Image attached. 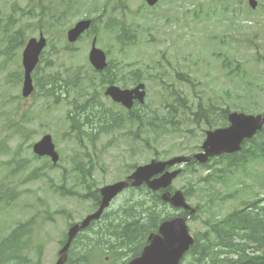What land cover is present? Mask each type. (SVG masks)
Listing matches in <instances>:
<instances>
[{
	"label": "rangeland",
	"instance_id": "rangeland-1",
	"mask_svg": "<svg viewBox=\"0 0 264 264\" xmlns=\"http://www.w3.org/2000/svg\"><path fill=\"white\" fill-rule=\"evenodd\" d=\"M27 1L0 0V16L3 18L4 15L8 14L11 5L14 3L25 6ZM100 1L106 2L107 0ZM117 1L109 2L115 5ZM122 2L129 9L128 21L137 25L141 33L136 46L126 51V54H131L129 59L126 60L124 57L121 60L126 65L125 70L141 69L143 81H146L148 89L146 91V104L156 106L157 114L162 116L166 111L162 104L163 101L167 100L171 104V101L174 100V96L171 94L173 89L181 92V95L186 99L188 110L178 107L177 116L173 119L176 121L175 124L160 123L156 135H141L142 138H147L149 148L144 145L142 140L133 143L134 157H130L126 141L124 143L119 141V148L110 149L101 158L102 163L106 166L105 172L98 169L93 175L99 187L111 183V180L120 176L116 169L122 164V161L129 165L134 163L142 165L154 159V149L159 152L157 156L159 160L195 152L203 140V131L207 129L206 126L202 125L197 127L192 122L191 112L196 110L199 103L204 109L212 108L213 111L216 106L228 107L234 112L242 109L246 114L251 115L260 114L264 111V60H262L264 58V18L259 16L257 11L250 13L249 19L245 21L241 19L229 22L223 16L220 17L218 12L216 17L211 11L204 13V10H210L208 5L212 4V0H161L154 9L145 10L147 14L137 17L135 11L141 5L140 1L122 0ZM200 5H205L204 9ZM200 9L203 10L202 13H200ZM151 39L152 42L148 43L147 41ZM85 46V42L80 44V53L85 52ZM103 47L110 49L111 60L117 58L116 44L111 36H104ZM217 54H221L223 58H229L232 68L239 63L240 70L245 73L241 72L240 76L228 74V71L221 66L222 61L215 56ZM15 57L18 59L16 51ZM80 58L82 59V57ZM81 59L79 60L81 61ZM45 72L50 74L55 70L51 69ZM177 72L189 75L193 84L189 85L178 81L175 77ZM150 73L155 76L158 82L149 77ZM241 76L243 77L241 78ZM3 80V74H0V113L2 111L5 113L12 109V106H16V103L11 105L10 97H15L16 94L20 95L21 92V85L17 89L7 88ZM33 98L32 100L30 98L28 102L20 101L22 110L27 111L30 116L32 114L29 112L37 113L41 105L40 98L37 96ZM104 103L105 106L110 107L106 101ZM68 109L67 104H61L51 111L53 112L52 118L58 115L56 118L58 122V118H62ZM44 113L48 117L52 114L50 112ZM24 114L18 117L19 127L16 134L18 137L19 135L24 137L26 131L31 130L33 133L31 136L34 138L32 141H34L40 136H36L37 123L28 124L23 119L22 124ZM218 120L219 117L214 116V123L212 124L214 127L219 125ZM57 122L55 123L57 124ZM49 126L54 127V125ZM61 126L64 128L67 124L61 123ZM45 131L52 133L51 128ZM111 134L119 135L116 132ZM3 135V130L0 128V136ZM52 137L57 142V148L61 152L63 166L69 168L68 161L73 156L74 150L77 149V143L72 139H62V135H52ZM19 142V139H14L8 146L14 149ZM106 142L107 137H103L101 143L97 144L96 149L99 157H101V153L98 148H101V145ZM23 148L25 149L26 145ZM86 148L90 157L95 158L91 146L87 144ZM29 153L30 150L26 148L24 152L22 151V157L30 158ZM7 159H9L8 155L3 157V160ZM34 163L39 166L38 162ZM251 169L260 175L264 171V164L262 165V162L254 163ZM30 171L31 168L27 167L16 178L19 182L18 190L30 192L23 194L11 207L3 208L4 210L0 211V233L6 232L9 226H12V218L18 216L23 218L25 217L23 212H30L23 210V205L27 203L33 205L35 212L47 209L53 213L65 208L70 212L72 221H79L87 214L89 207L87 201L79 202L71 198H61L47 189L46 180L40 179L23 183V179L29 175ZM46 171L49 178L54 181V185L61 183V173H63L61 169ZM199 173L204 175L206 172L199 170L194 175L186 174L173 182L175 189L184 188V186H188V183L197 188V193L188 200V203L192 207L200 204L202 211L197 220L188 222L191 234L204 230L205 227L202 222L212 214V211L216 212L217 217H222L238 206L237 200H222L224 196L234 192L233 183L232 186L229 183L217 186L216 183L218 182H214L211 188L205 190L204 185L198 181L197 175ZM72 185L73 182L68 181L67 186ZM255 190L258 191L257 187ZM259 193L264 195L262 190ZM36 197L44 200L42 206H39ZM14 213L16 214L13 215ZM52 217L53 221H46L45 224L37 227V239L44 244L43 264L55 263L59 249L58 241L62 238L66 224H68L63 216L54 214Z\"/></svg>",
	"mask_w": 264,
	"mask_h": 264
},
{
	"label": "trees",
	"instance_id": "trees-1",
	"mask_svg": "<svg viewBox=\"0 0 264 264\" xmlns=\"http://www.w3.org/2000/svg\"><path fill=\"white\" fill-rule=\"evenodd\" d=\"M176 75L180 76V73H177ZM183 81L190 83V80L184 76ZM172 94L174 96L175 103L186 108L185 98L181 97L180 93L176 90H173ZM169 113L172 114L170 111ZM202 115L203 112L201 111V108L198 107V112L194 115V122L198 123ZM39 173L42 175V171ZM34 178H38V175H34ZM59 189L63 190L64 185ZM61 193L66 194L64 191ZM87 196L94 205H97L99 198L97 190H95V192H90ZM87 196L84 197L82 195L78 198L83 199L87 198ZM247 210L239 211L236 209L220 221L211 220L206 222V226L208 227L207 231L197 237L195 246L192 248V263L193 261L195 263H202L204 256L210 253L215 255V252L213 251L215 250L214 244L232 243V237L238 233L237 230H240L241 227H245L246 232H249L247 236L250 237V243L252 245L255 247L257 246V248L264 247V208H258L257 203H253L251 211ZM258 210L260 211L258 214L254 213ZM109 218L110 217L107 215H104L102 220L96 224L99 225L96 236L90 239L87 238L85 240L86 242L83 241V243H80L84 247L89 248V250H80L79 247H77V249L75 246L72 247L67 264H89L91 263L90 261L92 256L96 255V252L103 248L108 250L109 254H115V251L112 249L115 245L121 243L125 244L124 248H122L124 252L120 254L117 253V255L125 256L130 251L132 255H137L143 247L149 231L154 230L157 225V222H131L132 219L127 216V218L123 221V224H119L118 227H116L113 226V221ZM32 223V219L20 222L19 225L12 230L11 234L2 239L0 242V264H40L39 262L33 263L23 254L24 247L28 244V240H25V237H27L30 232H33V228L31 226ZM74 244L77 245L78 242L75 241ZM241 253L243 256H241ZM238 256L240 257L239 261L227 262L229 264H264L259 257L250 258V256L246 254V249H240ZM213 260L217 261L216 256H214ZM211 263L217 264L213 261ZM220 263L227 264L224 263L223 260Z\"/></svg>",
	"mask_w": 264,
	"mask_h": 264
},
{
	"label": "water",
	"instance_id": "water-1",
	"mask_svg": "<svg viewBox=\"0 0 264 264\" xmlns=\"http://www.w3.org/2000/svg\"><path fill=\"white\" fill-rule=\"evenodd\" d=\"M149 4H154L157 0H147ZM83 30V26H77L75 30L70 32V39L74 40L77 35ZM41 49L40 45H35L32 42L29 44L27 50L24 53V66H25V81H24V96H27L31 91V80L29 73L37 59V55ZM102 58L99 57L96 59V63H101ZM136 91H124L121 92L115 88H111L109 93L115 101L122 102L124 105L130 107L133 94ZM143 94H140V98H142ZM135 96V98H138ZM231 126L225 130H218L214 133L208 134V139L204 144L205 154H201L196 156L195 158L198 161L203 162L206 160L208 156H212L215 154H219L220 152H231L238 150V146L240 142L244 138L251 137L257 130L260 129L261 125L264 122V116L257 117H247L243 115L233 114L230 116ZM35 151L41 155H51L52 154V146L50 145V139L46 138L45 142L37 145L35 147ZM187 159H176L174 161H170L166 164H172L175 161H184ZM166 164L160 163H152L150 166L145 167L144 169L138 170L133 178L135 182L145 181L161 172ZM177 173L168 175L164 178V181H157L153 183H149V186L152 189H158L160 187H166L170 184L171 179L176 176ZM120 190L118 186L111 188H105L101 191L102 194V203L100 209L97 213L92 216L87 217L81 224L74 225L70 228L68 232V241L63 249L59 253V260L56 264H64L66 260V252L69 248L71 241L75 238L76 234L86 228L90 221L96 220L101 215L103 209L108 205L110 200L116 195V193ZM165 200L170 201L175 206H183L184 208H188L184 204L183 197L180 193H176L172 200H169L167 196L164 197ZM194 211L191 210L190 213ZM161 234L163 236V241H159L158 247L155 248L154 242L152 246L147 248L142 258L134 261L132 264H177L180 257L188 250L189 246L193 243L192 238L188 235L187 229L185 227V219H179L173 221L169 224L164 225L161 228ZM156 239V238H155Z\"/></svg>",
	"mask_w": 264,
	"mask_h": 264
},
{
	"label": "flooded vegetation",
	"instance_id": "flooded-vegetation-1",
	"mask_svg": "<svg viewBox=\"0 0 264 264\" xmlns=\"http://www.w3.org/2000/svg\"><path fill=\"white\" fill-rule=\"evenodd\" d=\"M230 1L232 0H220V5H223V6H228L227 3H229Z\"/></svg>",
	"mask_w": 264,
	"mask_h": 264
}]
</instances>
